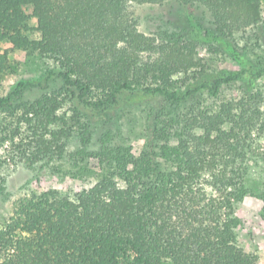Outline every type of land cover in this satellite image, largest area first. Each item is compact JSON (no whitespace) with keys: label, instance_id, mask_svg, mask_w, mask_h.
I'll list each match as a JSON object with an SVG mask.
<instances>
[{"label":"trees","instance_id":"16d2710c","mask_svg":"<svg viewBox=\"0 0 264 264\" xmlns=\"http://www.w3.org/2000/svg\"><path fill=\"white\" fill-rule=\"evenodd\" d=\"M169 2L190 11L184 15L188 34L157 42L137 30L132 4ZM27 6L39 41L27 35ZM200 8L211 17L209 29L195 16ZM261 18L259 0H0V68L9 54L2 50L5 42L61 64L42 80L19 82L0 97V108L22 112L19 121L33 132L25 154L35 161L62 149L63 130L50 129L59 120L58 94L24 97L34 88L46 90L52 78L62 82L76 113L113 108L126 95L182 104L199 94L217 97L234 83L254 86L264 69L249 61L234 35ZM198 42L229 55L239 69L206 72ZM192 70L191 81L178 86L175 76ZM93 93L102 96L93 99ZM260 117L244 101L187 115L178 147L163 150L166 161H175L172 171L147 157L131 162L129 170L124 158L122 186L110 176L74 200L56 190L23 199L0 228V264H256V256L237 245L234 214L245 194L238 164L255 144Z\"/></svg>","mask_w":264,"mask_h":264},{"label":"rangeland","instance_id":"374dc122","mask_svg":"<svg viewBox=\"0 0 264 264\" xmlns=\"http://www.w3.org/2000/svg\"><path fill=\"white\" fill-rule=\"evenodd\" d=\"M259 2L261 20L236 33L234 40L255 67L264 69V0ZM24 10L29 17L27 35L31 40L39 41L32 7L27 6ZM130 11L137 30L157 42L166 35L188 34L190 31L184 18L190 11L177 2L132 4ZM195 16L205 28L212 27L206 9H197ZM1 47L9 54L3 68H0V97H7L21 81L42 80L61 69L56 59L40 51L16 50L8 42ZM196 49L201 66L208 73L239 69L229 55L216 51L211 45L198 42ZM144 56L148 57L147 54ZM192 71L175 76L178 86L191 81L197 73ZM46 91L58 94L59 120L50 129L63 130L58 144L62 149L35 161L25 154L26 145L33 140V132L19 121L22 112L0 108V228L11 221L17 205L34 194L56 190L74 200L110 176H114L120 186L124 185L126 177L119 168L124 158L130 162L129 170L134 169L131 162L147 157L159 163L163 172L172 171L175 161L172 158L166 161L163 150L165 147H178L184 117L202 112L216 113L223 104L236 105L244 101L261 117L255 144L249 148L245 160L238 164L245 194L235 205L234 216L238 222L235 236L240 248L256 256V264H264V130L260 129L264 125V76L254 86L244 81L227 85L217 97L204 93L188 102L173 104L159 96L134 94L123 96L113 108L93 111L81 107L79 113L75 112L73 100L62 92V82L55 78L49 81L46 90L34 88L28 90L24 97L35 101ZM101 96V93H93L91 98Z\"/></svg>","mask_w":264,"mask_h":264}]
</instances>
